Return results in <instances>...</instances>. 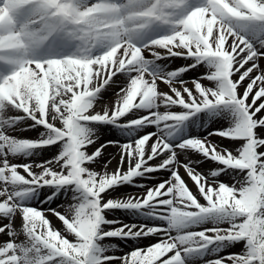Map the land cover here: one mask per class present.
Segmentation results:
<instances>
[{"label": "snow or ice", "instance_id": "snow-or-ice-1", "mask_svg": "<svg viewBox=\"0 0 264 264\" xmlns=\"http://www.w3.org/2000/svg\"><path fill=\"white\" fill-rule=\"evenodd\" d=\"M0 264H264V0H0Z\"/></svg>", "mask_w": 264, "mask_h": 264}, {"label": "bare ground", "instance_id": "bare-ground-1", "mask_svg": "<svg viewBox=\"0 0 264 264\" xmlns=\"http://www.w3.org/2000/svg\"><path fill=\"white\" fill-rule=\"evenodd\" d=\"M27 135H31V133H26ZM110 151H112L111 149H110ZM114 155H115V153H113ZM116 163V161L115 160H113L112 161V163L109 165V168L110 169H113L114 167V164ZM126 191L127 192H132V191H135V189L134 188H132L131 186H129L127 189H126Z\"/></svg>", "mask_w": 264, "mask_h": 264}, {"label": "rangeland", "instance_id": "rangeland-1", "mask_svg": "<svg viewBox=\"0 0 264 264\" xmlns=\"http://www.w3.org/2000/svg\"><path fill=\"white\" fill-rule=\"evenodd\" d=\"M116 166V163L114 164V166L113 167H115Z\"/></svg>", "mask_w": 264, "mask_h": 264}]
</instances>
